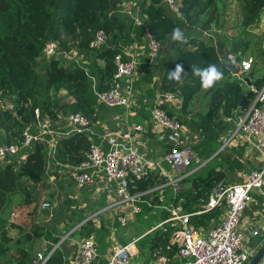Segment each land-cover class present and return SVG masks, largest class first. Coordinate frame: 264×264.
Returning <instances> with one entry per match:
<instances>
[{
  "label": "trees",
  "instance_id": "16d2710c",
  "mask_svg": "<svg viewBox=\"0 0 264 264\" xmlns=\"http://www.w3.org/2000/svg\"><path fill=\"white\" fill-rule=\"evenodd\" d=\"M127 1L0 0V145L18 143L26 126L35 132V122L43 117H48L51 125L56 123L60 130H64L62 118L69 113H79L90 122L95 120L98 110L94 109L95 96L91 85H95L96 91L107 87L113 71V56L121 48L130 47L132 42L129 34L134 23L130 16L120 12L121 5ZM134 1L137 11L132 8V13L145 17L138 25L139 32L149 35L159 46L158 58L164 66L161 91L177 93L184 106L202 88L199 77L192 73L193 65L201 69L216 65L223 73L220 85L209 94L206 111L195 117L198 131L218 128L224 123V118H230L235 111H245L252 101L253 91H242L245 82L229 74L224 60L217 57L211 37L202 34L210 29H221L232 4H235L237 33L225 45L227 54L237 60L242 59V55L256 45V37L252 35L264 26V0H173L179 17L164 0ZM177 27L184 33L186 43L171 40V32ZM97 30L105 33L106 42L97 48H88V42ZM46 40L54 41L61 52L74 51L73 57L82 56L86 64L80 65L73 58H45L41 49ZM225 45L222 42L218 44L219 48ZM99 61H102V66H99ZM177 64L184 66L180 82L169 79V73ZM263 83L264 75L254 86L259 88ZM7 105L11 108H6ZM108 109L117 110L116 106ZM87 146L86 134L73 132L54 138L52 155L47 153L44 142L34 141L29 148L0 161V264H27L41 240L50 244L58 240L56 233V236L51 235L55 228L53 224L35 223L33 220L23 227L20 235H8L9 201L18 194L24 205L34 202L45 166L48 169L64 165L70 168L82 160ZM46 158L51 159L49 165H45ZM193 176L188 178L189 189L179 193L172 202L180 204L181 210L190 214L187 224L200 230L211 221L217 223L224 210L222 205L205 212L200 210L209 189L218 182L220 175ZM154 183L149 173L144 179L130 183L129 191L132 194L144 192ZM152 197L155 200L156 196ZM196 199H200V205L193 207ZM138 205L142 207V204ZM81 220L77 218V222ZM83 224L80 227L83 228ZM166 239V236H157L154 240L156 248L163 251ZM22 244L27 245L23 247ZM167 255L171 257L172 251ZM46 264H62V258L55 252Z\"/></svg>",
  "mask_w": 264,
  "mask_h": 264
},
{
  "label": "crops",
  "instance_id": "0c3cea01",
  "mask_svg": "<svg viewBox=\"0 0 264 264\" xmlns=\"http://www.w3.org/2000/svg\"><path fill=\"white\" fill-rule=\"evenodd\" d=\"M123 6L128 7L125 2H123ZM130 10L132 13L133 10L131 8ZM234 14L235 18L237 17L238 19L237 8ZM138 18L142 22V17ZM230 19L232 18L230 13H228V17L221 29H210L202 34L211 37L210 41H212V45L216 49L217 57L224 60L223 62L227 60V46L225 44L237 33L236 28L232 27ZM237 21H235L233 26L237 25ZM133 26L130 28L131 32L129 34L132 41L130 49L137 54L140 61L132 80L134 103L128 111L121 107H116L117 110L108 109L109 106L98 103L95 97L94 109L98 110V113L95 116V120L91 121L94 131L93 137L91 136L88 139V144L90 142L100 143V137L104 136V134L116 133L124 129L127 124H139L143 127V131L137 138L136 147L139 149L144 148L147 157L150 159L161 157L162 153L167 150L168 144L165 141L164 132L159 130L150 120L152 106H159L168 116L181 121L182 136L185 140L186 148L190 155L198 157L203 164L192 174L171 184H166L167 179L174 175L168 165H162V169L167 174L165 178L158 177L156 173H150L155 180L153 187L162 186L148 191L151 189L149 188L146 190L148 192L141 197L139 204H142V207L141 205L139 206L140 211L138 213L144 214V217L133 218L134 214H129L128 207L110 212L109 219L102 218L100 216L102 212H100L97 218L86 221L85 225L83 224V228L78 227L69 233L67 238L60 244L56 253L61 256L62 264H66L67 260L74 255L77 245L89 235L95 241L97 261L100 264H104V256L112 247L131 242L134 249L133 264H159L156 262V257L161 255L167 259L163 264H179L175 255V247L169 243L170 232L173 227L176 228L178 222L173 223L171 220L166 221V219L170 215L172 207L180 206V204H173L172 201L179 193L189 189L190 179L188 178L192 175H194L193 177L205 178L210 173H217L220 175L218 182H222L224 185L239 183L243 181L244 176L251 169L259 165L261 160L255 149L240 134L232 137L222 146V143L231 135L235 122L244 111L241 113L235 111L228 120L224 118L225 124L219 125L218 128H210L204 132L196 129L195 117L202 115L206 111L209 94L220 85V81H217L210 89L201 88L198 90L183 106L177 93L161 91L160 79L164 66L162 67L159 61L161 60L158 58L159 53L154 61H148V36L143 31V33L139 32L138 25L134 24ZM136 30H138V34H136ZM262 31H264V27L252 35L256 37V45L247 50L241 57L245 59V56H252L253 58L250 69L243 76L245 86L242 91L256 88L254 83L264 75V59L262 58L264 54V33H261ZM221 42L225 46L219 48L218 44ZM249 51H253L254 54ZM75 58L80 65L86 64L82 56L76 55ZM98 64L99 66L103 65L102 61H99ZM228 72L230 75H234L229 70ZM91 91L93 94L96 91L94 84L91 85ZM165 92L172 93L173 97L166 99L160 96ZM55 124L52 126L57 128L58 126ZM50 160L46 158L45 165H49ZM113 189V184L106 182L100 175H97L95 183L91 186L78 189L62 166L57 169H48L45 166L43 180L39 185L37 196L42 197V201L49 202L52 205L51 216H49V208H42L40 212L46 213L45 221L36 219L33 221L35 223L53 224L55 228L52 229L51 226V235L56 233L59 239L78 223L77 218H82L83 220L88 214L110 202L113 196ZM152 195L156 196L155 200ZM250 195L251 199L240 217L239 229L243 235L244 248L249 252H253L256 247H259L260 240L264 239V211L261 209L263 198L259 193L252 191ZM199 202L200 199H196L193 207L200 205L198 204ZM31 204L33 206L31 211H33L35 202ZM223 214L224 210L215 224L220 222ZM34 215L35 213L32 216ZM125 215H127L126 220L124 219L120 223L118 218L122 216L125 218ZM215 224L211 221L206 228H200V230L205 232ZM253 230L257 232L255 236L251 234ZM157 236L161 238L166 236L167 238L163 251H161L160 247L156 248L155 246L154 240ZM41 243L49 245V242L45 240H41ZM170 251H172L171 257L167 255Z\"/></svg>",
  "mask_w": 264,
  "mask_h": 264
},
{
  "label": "built area",
  "instance_id": "2783aa9c",
  "mask_svg": "<svg viewBox=\"0 0 264 264\" xmlns=\"http://www.w3.org/2000/svg\"><path fill=\"white\" fill-rule=\"evenodd\" d=\"M169 8L179 17L176 4L173 0H164ZM127 6L121 5L120 12L132 18L135 25L142 22L132 14L130 8L137 11L134 0L126 2ZM144 19L145 17L142 16ZM148 36V61L152 62L158 54V44ZM106 35L103 31L97 30L92 39L88 42V48L94 49L104 45ZM44 57L61 55L63 58H73L77 63L74 53L71 51L69 56L63 51H59L56 43L46 40L41 49ZM226 62L233 63L237 69L234 75L243 80L244 74L250 69V59L237 60L233 55H226ZM140 63L139 57L132 52L130 47L121 48L112 58L113 71L110 75L109 83L104 90L94 91L98 103L109 107H121L128 111L133 103L132 80L136 67ZM253 98L245 111L235 122L231 135L222 143L224 146L232 137L240 134L255 149L261 157L259 165L251 169L242 182L224 185L217 182L209 189L206 202L200 206L202 212L222 205L224 214L218 224L211 226L205 232L195 229L187 224L190 214L184 213L180 206L170 209L169 218L173 223L179 224L178 228L173 227L169 243L175 247V255L179 264H246L253 252L244 248L243 235L239 229V221L242 211L251 199V192L257 191L263 198L261 209L264 211V83L259 88H254ZM160 96L171 99L173 94L170 92L162 93ZM10 107V106H9ZM35 115L37 112L35 111ZM229 118H226L228 120ZM150 120L165 134V141L168 148L161 157L150 159L147 157L144 148H137V138L143 131L139 124H127L124 129L116 133H107L100 137V143H89L83 153V158L74 166L67 168L64 166L68 177L75 187L85 188L95 183L97 175L112 183L114 186L113 196L110 202L96 211L88 214L82 221L74 225L68 232L60 237L55 243H40L30 262L27 264H46L47 259L55 253L60 244L67 238L68 234L80 227L84 222L95 218L100 212L112 207H128L129 214L140 211L138 203L141 197L148 191L161 187L158 185L148 191L131 193L129 185L133 181L144 179L154 170L158 177L165 178L166 172L162 165H168L174 175L167 179L166 184H171L176 180L192 174L202 166V161L190 155L182 136L181 121L170 117L159 106H152ZM64 130H60L51 125L48 117L38 119L36 131L31 132L26 126L20 133L18 143L0 145V161L6 157L16 155L20 150L29 148L34 141L44 142L47 146V153L52 155L54 152V138L56 136H66L70 133H84L87 138L93 135L91 122L79 113L66 114L62 118ZM93 137V136H92ZM139 201V202H138ZM42 208H49L51 216L52 205L42 201ZM124 217H119L122 223ZM253 236L257 234L255 230L251 232ZM264 244V239L260 240V245ZM134 249L132 242L112 247L104 256V264H133L132 256ZM166 257L157 256L156 262L163 264ZM66 264H100L97 261L96 245L91 235L83 238L77 245L76 251ZM256 264H264V253L257 260Z\"/></svg>",
  "mask_w": 264,
  "mask_h": 264
},
{
  "label": "rangeland",
  "instance_id": "374dc122",
  "mask_svg": "<svg viewBox=\"0 0 264 264\" xmlns=\"http://www.w3.org/2000/svg\"><path fill=\"white\" fill-rule=\"evenodd\" d=\"M235 7H236L235 4H232V6L230 8V11H229L230 17L232 18V19H230V22H231L232 27H234V28L236 26H233V25H235L234 24L235 21L238 20L237 17L235 18V14H234V11H236ZM263 27L264 26H262V28ZM261 37H263V36H261ZM70 52H71V50L70 51H65V53L68 56H69ZM73 53H74V51H73ZM250 53L254 54L253 51H251ZM58 56L63 58V56H60V55H54V56H51V57H58ZM48 58H50V57H48ZM245 58L246 59H250L251 63L253 62L252 56H245ZM63 59L70 60L71 58H63ZM51 93H52V89L49 90V94H51ZM60 93L62 94L63 92H60ZM62 99L65 100V98H62ZM0 106H2V104H0ZM6 108H11V107H9V105H7ZM41 201H42V197H38V196L35 197V200H34V202H35V206H34L35 215L32 216V211H31L32 207H33L32 204H31L32 202L30 204L24 205L21 196L18 195V194H16L15 197L10 199V201H9V211L10 212H7V215H8L7 216L8 217L7 218V221H8L7 233H8V235H10L11 237L13 235H15V236L16 235H20L22 233L23 227H27L29 221H31V220H35L36 219V220H40V221L41 220L45 221L46 213H41L40 212L42 210V207L40 206ZM120 208H123V207H112V208H109L108 210L102 212L100 214V216L102 218L105 217V218L109 219L110 218L109 213L113 212L114 210L118 211V210H120ZM96 209H94V210H96ZM36 215H37V217H36ZM97 216H96V218H97ZM126 217H127V215H125V218H124L125 220H126ZM132 217L133 218L144 217V214L138 213V214H134ZM9 223H11V224H9ZM26 245L27 244H22L23 247H26ZM38 247H39V245H38Z\"/></svg>",
  "mask_w": 264,
  "mask_h": 264
},
{
  "label": "clouds",
  "instance_id": "9594fccd",
  "mask_svg": "<svg viewBox=\"0 0 264 264\" xmlns=\"http://www.w3.org/2000/svg\"><path fill=\"white\" fill-rule=\"evenodd\" d=\"M170 38L174 42L186 43L184 33L178 27L172 30ZM192 73L199 77L201 87L205 90L212 88L217 81L223 79V73L216 65H209L203 69L193 65ZM182 74H184V66L182 64H177L175 69L169 73V79L180 82L182 80Z\"/></svg>",
  "mask_w": 264,
  "mask_h": 264
},
{
  "label": "water",
  "instance_id": "95a60500",
  "mask_svg": "<svg viewBox=\"0 0 264 264\" xmlns=\"http://www.w3.org/2000/svg\"><path fill=\"white\" fill-rule=\"evenodd\" d=\"M224 66L231 72V73H235L236 72V68L234 67L233 63H228V62H224ZM243 81H245V79H243ZM20 108L16 110V114H18ZM151 174L155 173L154 170H152L150 172ZM179 227V224L176 226V228ZM264 253V244L261 245L260 247H258L256 249V251L254 252V254L248 259L246 264H256L257 260L260 258V256Z\"/></svg>",
  "mask_w": 264,
  "mask_h": 264
}]
</instances>
